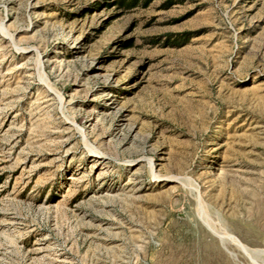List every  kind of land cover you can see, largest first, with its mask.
Listing matches in <instances>:
<instances>
[{
  "label": "rangeland",
  "instance_id": "1",
  "mask_svg": "<svg viewBox=\"0 0 264 264\" xmlns=\"http://www.w3.org/2000/svg\"><path fill=\"white\" fill-rule=\"evenodd\" d=\"M0 264H264V0H0Z\"/></svg>",
  "mask_w": 264,
  "mask_h": 264
},
{
  "label": "trees",
  "instance_id": "2",
  "mask_svg": "<svg viewBox=\"0 0 264 264\" xmlns=\"http://www.w3.org/2000/svg\"><path fill=\"white\" fill-rule=\"evenodd\" d=\"M133 3H135V2H133Z\"/></svg>",
  "mask_w": 264,
  "mask_h": 264
}]
</instances>
